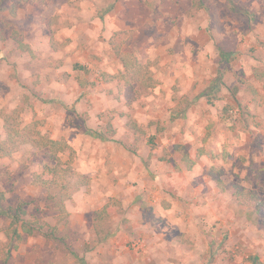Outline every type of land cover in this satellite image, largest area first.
I'll return each mask as SVG.
<instances>
[{
    "label": "rangeland",
    "instance_id": "rangeland-1",
    "mask_svg": "<svg viewBox=\"0 0 264 264\" xmlns=\"http://www.w3.org/2000/svg\"><path fill=\"white\" fill-rule=\"evenodd\" d=\"M200 1L0 4V141L8 115L38 121L70 145L62 161L90 179L60 220L33 184L36 149L0 157L4 208L22 203L27 221L59 238L22 232L15 248L0 215V264H264V224L236 196L239 187L264 198V84L253 75L264 68V0ZM117 49L150 64L148 96L106 81L123 71ZM199 150L189 169L185 153Z\"/></svg>",
    "mask_w": 264,
    "mask_h": 264
},
{
    "label": "trees",
    "instance_id": "trees-1",
    "mask_svg": "<svg viewBox=\"0 0 264 264\" xmlns=\"http://www.w3.org/2000/svg\"><path fill=\"white\" fill-rule=\"evenodd\" d=\"M33 1L36 7L43 5L42 0H12L11 11L15 12L16 9L23 3ZM228 2H237V0H227ZM4 0H0L2 4ZM204 5L201 0L197 5L201 8ZM204 7V6H203ZM233 10L234 7H232ZM19 48L25 53L32 55L33 51L30 46L23 41H19ZM224 53V52H223ZM117 58L120 60L123 71L120 75L110 76L103 74L106 81H112L122 79L121 81L128 87L133 99L146 97L149 95L152 89L156 85L154 73L148 62H141L132 53H122L118 49L116 50ZM223 56H227L224 53ZM225 59V58H223ZM226 71L221 70L217 78L213 81V85L210 91L206 94V100L208 104L214 106L219 100L221 88L224 85V77ZM253 75L256 80L264 84V68L255 67L253 69ZM241 84L244 82L241 80ZM256 91L251 87H246ZM3 139L0 141V157H12L13 154L18 152L22 146L31 145L36 149V155L34 161L38 163V171L33 175V184L37 187L45 189L47 192L48 201L58 208L61 213V219L67 217L66 201L71 199L72 196L80 191L82 188L89 189L90 179L87 176L76 173L73 171L71 161H62L61 155L71 154V147L65 139L53 140L48 135H42L39 130L38 121L30 122L27 125L23 124L21 118L8 115L3 121ZM103 136V135H100ZM205 155L203 150H199L196 159L192 160L188 154L185 153V159L189 169L196 164L197 160ZM219 171H216L214 167L211 168L214 180L217 182L220 188H223V183L219 177ZM236 196L239 204L245 206V203H251V209L255 213L254 219L257 222L264 224V198L256 194L255 191H245L237 187ZM251 200H248L249 197ZM246 198L248 201H246ZM6 200L3 191H0V215H5L11 219L9 226L10 238L14 241L13 246L17 248V243L23 240L22 232L27 236H33L35 234H41L46 239L58 240L56 229H50L45 231L44 227L38 223L30 222L25 219V211L22 203L16 207H6L3 204ZM107 210V208L103 209ZM7 230V235L9 233ZM9 236V235H8ZM16 241V243H15ZM255 262L258 261L257 257L251 258Z\"/></svg>",
    "mask_w": 264,
    "mask_h": 264
},
{
    "label": "crops",
    "instance_id": "crops-1",
    "mask_svg": "<svg viewBox=\"0 0 264 264\" xmlns=\"http://www.w3.org/2000/svg\"><path fill=\"white\" fill-rule=\"evenodd\" d=\"M197 163V162H196ZM196 165V164H195ZM195 165L192 167V169L195 167Z\"/></svg>",
    "mask_w": 264,
    "mask_h": 264
}]
</instances>
